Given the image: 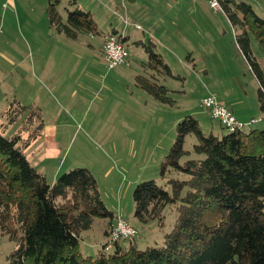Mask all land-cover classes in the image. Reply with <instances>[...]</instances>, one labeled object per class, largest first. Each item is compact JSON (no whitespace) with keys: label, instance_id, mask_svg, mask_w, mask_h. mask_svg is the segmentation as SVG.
Here are the masks:
<instances>
[{"label":"trees","instance_id":"obj_1","mask_svg":"<svg viewBox=\"0 0 264 264\" xmlns=\"http://www.w3.org/2000/svg\"><path fill=\"white\" fill-rule=\"evenodd\" d=\"M219 1L221 8L216 10L227 14L238 49L259 81L258 101L264 119V70L253 47L254 38L264 51V15L249 0ZM58 4L59 0H49L47 7L49 22L58 31L72 39L81 32L98 31L89 10L76 5L64 21ZM111 34L124 45L130 39L129 35ZM130 44L147 53V60H142L145 69L136 74L135 83L162 103L175 105L174 90L161 81L173 71L156 43L148 38ZM208 93L214 92L204 95ZM3 119L0 237L7 235L17 243L8 255V264H264V126L246 129L248 121L231 130L218 121L228 130L220 136L204 131L195 115L186 114L177 123L160 174L168 177L176 171L188 177H169L170 190L153 178L138 182L133 190L134 216L139 222H162L165 207L175 204L174 228L164 235L163 245L139 248L138 233L134 239L116 240L106 249L117 213L107 207L94 172L74 166L50 182L26 154L45 125L40 110L14 99ZM19 120L17 131L6 135L7 128ZM189 135L197 139L191 150L184 147ZM192 153L202 157H189ZM96 218L110 222L105 230L107 240L93 256L84 254L80 243Z\"/></svg>","mask_w":264,"mask_h":264},{"label":"rangeland","instance_id":"obj_2","mask_svg":"<svg viewBox=\"0 0 264 264\" xmlns=\"http://www.w3.org/2000/svg\"><path fill=\"white\" fill-rule=\"evenodd\" d=\"M249 1L260 15H264V0ZM1 14L0 123L5 121L3 113L14 99L40 110L45 133L50 132L53 136L55 131L64 133L58 138L65 148L68 147L67 162L72 161L62 172L76 164L90 168L98 179L107 207L114 211L119 209L117 213L125 214L137 228V246L163 245L164 235L175 225L176 205L165 207L162 222L153 220L141 223L134 216L133 190L138 182L150 178L170 190L169 177H188L176 171L162 177L160 166L175 140L179 119L190 112L196 117L204 112L200 99L210 90L205 89V74L199 66L206 62H199L195 66L179 59L173 62L176 72L186 77V84L183 86L179 79L170 77L164 82L186 90L173 92L177 103L169 105L135 85L132 75L145 69L142 52L135 53V46L125 44L132 53L128 60L131 65H126L127 62L109 69L105 56L99 51V43L89 34L74 41L66 37L51 38L50 31L42 25H26L24 20L12 21L5 18L4 13ZM114 26L120 28L119 24ZM132 33H135V37L142 35L138 29ZM253 47L258 51L256 53L264 70V51L254 38ZM242 57L237 64L240 70L246 71V75L244 77L243 71H238V75L244 77L242 88L246 93L237 85L235 77L227 80V86L231 95L240 97L242 102L254 107L257 121L247 125L246 129L263 127L264 119L255 91L258 82ZM46 69L55 70L60 78L58 83L63 84L64 89L55 88L46 80ZM199 119L202 128H205V121H209L214 132L220 136L228 131L222 128L217 119ZM21 120L11 124L5 134L11 135L17 131ZM196 140L194 135L187 136L184 147L191 150ZM35 141L29 149L39 148L41 137ZM189 157L200 158L202 155L192 153ZM106 223L96 219L92 228L83 232L80 249L84 254L95 256L96 249L104 239ZM16 246L17 243L7 235L0 237V264H8V255Z\"/></svg>","mask_w":264,"mask_h":264},{"label":"crops","instance_id":"obj_3","mask_svg":"<svg viewBox=\"0 0 264 264\" xmlns=\"http://www.w3.org/2000/svg\"><path fill=\"white\" fill-rule=\"evenodd\" d=\"M72 1L76 3L73 4ZM48 3L49 0H0V12L4 13L5 18L8 17L12 21L21 22L24 20L26 25L37 24L46 27L50 31L51 38L66 37V39L74 41L89 34L99 43V51L102 55V44L105 38L113 32L129 35L130 39L125 42L128 47L132 45L130 44L131 40L151 38L172 68L173 75L170 78L179 79L183 86L186 84V80H184L186 77L174 69L173 62L178 59L185 64L191 62L194 64L193 66L205 61L206 63L199 66L205 74L203 78L205 89L215 92L219 99L233 110L238 119L248 122L252 118H256L253 105L242 102L240 97L236 98L231 95V90L227 86V80L235 77L237 85L246 93V90L242 88L246 71L240 70V66L237 64L242 61L243 54L236 44L234 27L227 14L221 10L213 9L207 0H59L58 8L64 21L67 20L68 11L78 5L84 10H89L96 22L97 32H81L77 39L66 36L50 24L47 13ZM122 17L127 18L129 23L126 24ZM2 18L3 14L0 15V20ZM117 23L120 28L114 26V24L118 26ZM134 23L139 24L140 27H135ZM135 29L141 30L142 35L135 37V33H132ZM96 35L98 37H95ZM133 46L137 48L135 53L142 52V60L147 59V53H143L141 46ZM243 58L245 59L244 56ZM126 65H131L130 61ZM229 66L232 68L230 69ZM238 71H243V78L238 75ZM138 73L140 71L132 75L134 82ZM44 75L53 87L64 89L63 84L58 83L60 78L55 70L48 71L46 69ZM253 75L256 77L254 73ZM256 81L258 88L256 87L255 91L258 102L259 81L258 79ZM135 85L138 86L136 83ZM169 87L174 92H185L186 90L181 86ZM253 87L252 90H254ZM198 114L200 116L197 117L198 119L204 120L208 117L213 120L207 109ZM205 122L206 129L203 128L207 131H214L209 121ZM62 134L64 133L61 131H55L53 136L50 132L45 133L43 128L39 148L37 150L29 149L35 141L26 150L30 162L42 171L50 182H54L72 161L71 159L67 162L68 147L65 148L63 141L58 138ZM118 211L119 209L113 210L114 213ZM96 219H101L106 223L107 218ZM109 222L110 220L103 229L102 243L107 240L105 230L109 228Z\"/></svg>","mask_w":264,"mask_h":264},{"label":"built area","instance_id":"obj_4","mask_svg":"<svg viewBox=\"0 0 264 264\" xmlns=\"http://www.w3.org/2000/svg\"><path fill=\"white\" fill-rule=\"evenodd\" d=\"M208 2L215 9L221 8L219 0H208ZM122 19L125 23H128L125 17H122ZM136 25L140 26L139 24ZM102 48L109 69L126 64L132 55L129 48L120 41L116 34H110L106 38ZM200 104L210 112L212 118L217 119L231 130L244 127L247 124V122L238 119L233 111L214 93H208L201 97ZM255 120L256 118H252L249 120V123ZM112 222L110 238L105 246L106 249L111 248L116 240H132L138 235L137 228L129 221V218L125 214L117 213Z\"/></svg>","mask_w":264,"mask_h":264}]
</instances>
